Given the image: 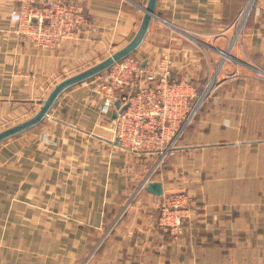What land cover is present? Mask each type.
I'll use <instances>...</instances> for the list:
<instances>
[{
  "label": "crops",
  "instance_id": "obj_1",
  "mask_svg": "<svg viewBox=\"0 0 264 264\" xmlns=\"http://www.w3.org/2000/svg\"><path fill=\"white\" fill-rule=\"evenodd\" d=\"M62 1L81 6L85 22L41 49L16 33L19 0H0V130L31 116L56 82L128 42L147 2ZM246 2L157 0L135 49L143 63L170 59L171 79L189 78L197 89L216 79L212 104L175 154L200 164L197 196L188 189L191 202L161 181L164 195L187 200L179 241L160 223L159 196L136 192L143 160L116 143L113 110L100 113L86 81L0 142V264H264V136L253 132L264 129V89L254 87L264 80V14L253 10L233 38Z\"/></svg>",
  "mask_w": 264,
  "mask_h": 264
},
{
  "label": "built area",
  "instance_id": "obj_2",
  "mask_svg": "<svg viewBox=\"0 0 264 264\" xmlns=\"http://www.w3.org/2000/svg\"><path fill=\"white\" fill-rule=\"evenodd\" d=\"M252 1L249 11L264 14V0ZM19 2V10L13 12L17 33L41 49L59 46L85 22L82 7L73 2ZM100 74L94 78L99 109L101 114L115 110L116 143L123 149L156 154L158 158L170 153L195 114L199 96L194 83L185 77L171 79V60L166 57L150 64L131 54ZM167 198L160 204V223L175 233L181 226L179 208L184 198Z\"/></svg>",
  "mask_w": 264,
  "mask_h": 264
},
{
  "label": "rangeland",
  "instance_id": "obj_3",
  "mask_svg": "<svg viewBox=\"0 0 264 264\" xmlns=\"http://www.w3.org/2000/svg\"><path fill=\"white\" fill-rule=\"evenodd\" d=\"M250 1H251V3L253 2L252 0H247L246 4L244 5V8H243L244 10H243L242 14L240 15V12H241L240 11L238 13L236 19L234 20L233 24H232V33L234 34L233 38H235V39L238 37V35L242 34V32L245 28V25H246L250 15H251V12H253L252 10L249 11V13L246 16L245 20L243 21L242 25L239 26V24L242 22V17L244 15V11L246 10ZM42 4H44V3L36 4V5H42ZM12 20H14L15 24L17 25V21H15V19H13V18H12ZM17 28H18V25H17ZM17 28H16V33H17ZM18 35H20V34H18ZM20 36H22V35H20ZM23 37H25V36H23ZM25 38H27V37H25ZM27 39L29 41H31L29 38H27ZM232 40H234V39H232ZM117 47H119V46H115L114 48H110L106 54H108V53L111 54L112 51L114 52ZM131 54L141 57V55L139 54L138 51H133ZM131 54H129V55H131ZM228 54H227V56H228ZM226 62H227V64L230 63L229 60H226ZM108 68H106V69H108ZM105 70H103V71H105ZM103 71L100 73H103ZM99 74H97V75H99ZM97 75H95L89 79H86L82 82L90 81V82H93V84H94V80H95L94 78ZM263 75H264V73H263ZM215 81H216V79L215 80L210 79V81L203 82L198 87V89L196 88L197 94L199 96V101H198V105H197L195 114L192 117L191 121L183 129L181 136L178 138L174 148L170 151V153L166 154L163 158H158L156 154H149L148 156H146L144 154H140V153L137 154L133 151L126 150L127 152L129 151L128 152L129 155L132 154L131 160H133V162H135V163L140 162L139 160H135V158H134L135 155L137 158L140 156V158H142V160H143L141 162L142 163L141 164L142 173L139 174L140 181L138 183V187H137L136 192H140V191L144 190L142 185L147 180H160L163 182L164 186L167 189H182V190H185L184 192H187V194H188L187 190L192 189L195 191V196H197V190L198 189H195L194 186H197L198 178H200L204 173V172H202V173L199 172V170H201V167L199 166L200 164L197 161H194L190 156L180 157V156H177L175 154H176V150H177L176 148L183 143L184 136L189 131V128L191 126H193V123H194L196 117H198L202 113L203 106H206L208 104H212L211 100L213 98V90L216 87ZM207 86H209L208 89H207ZM254 87L255 88L259 87L260 89H264V80H261V81L257 80L255 82ZM94 90H95V85H94ZM203 93H205V95H204V97L201 98L200 95H203ZM255 106H256V102L254 104V108H255ZM115 107H117V106L115 105ZM112 110L115 111L114 109H112ZM99 111H100V109H99ZM115 116H116V112H115ZM114 119H115V117H114ZM254 131L261 133L264 136V129L254 128L253 132ZM143 152L144 151H142L141 153H143ZM173 158L175 159L174 161H172ZM163 195L164 194L159 195V203L157 202L158 208H159V213H160V204L165 199H168L167 197L179 198L180 196H182L184 198V202L187 201L185 199V195L182 192H169L164 197H163ZM134 196H135V194L133 195V198H134ZM188 196H189V198H191V202H192L194 195L189 193ZM130 201H132V199L129 200L126 204L128 205L130 203ZM188 201H189V199H188ZM181 207L179 208V214H181V217H182ZM124 208H125V206H124ZM159 217H160V214H159ZM180 223H181V226L175 233H171L170 231H168V233H170L171 236H174V238H176V240H175L176 242L179 241V238H180L179 235L183 232V230L185 228V223L183 222V225H182L181 218H180ZM81 264H85V262H83Z\"/></svg>",
  "mask_w": 264,
  "mask_h": 264
},
{
  "label": "water",
  "instance_id": "obj_4",
  "mask_svg": "<svg viewBox=\"0 0 264 264\" xmlns=\"http://www.w3.org/2000/svg\"><path fill=\"white\" fill-rule=\"evenodd\" d=\"M156 1L157 0H147L146 5L143 9V15L140 24L136 32L128 42H126L122 47L118 48L108 56L95 62L94 64H91L86 68L56 82L49 90L46 97L40 100L38 109L31 116L0 130V142L12 135L27 130L38 124L44 117L48 115V111L53 105L56 98L66 88L99 74L100 72L111 66L115 61H118L135 51L149 28L151 18L155 16L154 10ZM115 105H118V101L115 102ZM112 116L115 117V111H113ZM142 186L144 189L157 196L164 193L162 183L159 180H147Z\"/></svg>",
  "mask_w": 264,
  "mask_h": 264
},
{
  "label": "bare ground",
  "instance_id": "obj_5",
  "mask_svg": "<svg viewBox=\"0 0 264 264\" xmlns=\"http://www.w3.org/2000/svg\"><path fill=\"white\" fill-rule=\"evenodd\" d=\"M250 6H251V1H250V3L248 4V6H247V8H246V10H245V13H244V15H243V17H242V22L239 24V26H241L242 23H243V21L245 20V18H246V16H247V13H246V12L249 11ZM227 54H228L227 52L223 53V59H224V58H229V55L227 56ZM213 79H214V77L211 78V80H213ZM209 86H210V85H209ZM209 86H207V89L209 88ZM204 95H205V93H203L202 97H204Z\"/></svg>",
  "mask_w": 264,
  "mask_h": 264
},
{
  "label": "trees",
  "instance_id": "obj_6",
  "mask_svg": "<svg viewBox=\"0 0 264 264\" xmlns=\"http://www.w3.org/2000/svg\"><path fill=\"white\" fill-rule=\"evenodd\" d=\"M252 13V12H251Z\"/></svg>",
  "mask_w": 264,
  "mask_h": 264
}]
</instances>
